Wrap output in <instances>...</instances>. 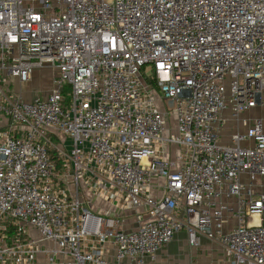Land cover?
Returning <instances> with one entry per match:
<instances>
[{
	"label": "built area",
	"instance_id": "1",
	"mask_svg": "<svg viewBox=\"0 0 264 264\" xmlns=\"http://www.w3.org/2000/svg\"><path fill=\"white\" fill-rule=\"evenodd\" d=\"M43 67L46 97L7 90ZM263 95L264 0H0V264H148L181 231L264 264Z\"/></svg>",
	"mask_w": 264,
	"mask_h": 264
},
{
	"label": "crops",
	"instance_id": "2",
	"mask_svg": "<svg viewBox=\"0 0 264 264\" xmlns=\"http://www.w3.org/2000/svg\"><path fill=\"white\" fill-rule=\"evenodd\" d=\"M33 79V77H32ZM31 81L27 82L30 83ZM26 84V83H25ZM24 85V84H23ZM22 86V85H19ZM16 93V92H15ZM34 97L28 96L26 101H29L33 99ZM262 104L258 105L256 108L244 112L241 115H245L251 111H255L259 106L263 105L264 103V95L262 99ZM223 116L229 120L228 126L224 130L223 134L228 135L231 132L233 124H230V112L225 111L223 112ZM233 122V121H232ZM243 127L240 126V131H243ZM246 176H242V180H245ZM261 178H256L255 181L258 183V180L260 181ZM262 183V182H261ZM260 183V184H261ZM264 185V183H262ZM163 185V180L161 178L155 177L152 179V188L151 192L155 197H160V187ZM261 188L257 187L256 192H258ZM84 199V205L91 208V211L95 214H105V213H113V208L110 207V205L102 200L101 198H90V196L85 193L83 194ZM221 200L228 205L232 206L235 202V199L233 197L227 198L226 196H223ZM127 224H129L130 227L134 224V221L132 218H129L127 221ZM236 224V220L231 219L229 223L225 226L226 230L231 229ZM204 241V246L201 245V242ZM179 246H178V245ZM173 246H178L177 249L173 250ZM221 246L214 242L208 240L204 236H200V244L198 248H192L188 246L186 242V234L181 231L177 233L172 241L167 245L161 248L157 254L156 258L153 261L147 260L148 264H229L228 262L224 261L223 255H222V248Z\"/></svg>",
	"mask_w": 264,
	"mask_h": 264
},
{
	"label": "rangeland",
	"instance_id": "3",
	"mask_svg": "<svg viewBox=\"0 0 264 264\" xmlns=\"http://www.w3.org/2000/svg\"><path fill=\"white\" fill-rule=\"evenodd\" d=\"M151 73H152L151 69L147 67L146 74L149 76L151 75ZM54 75H55V69L49 68V67H43V68L35 70L33 74L32 82L19 86V84L16 81L10 80L6 88L11 93L14 91L17 94H19L22 100H26L28 96H31V95L32 97H36V98H44L48 95V93L53 87L52 79ZM155 101H156V105L159 108V110L163 114H165L166 133L173 132L175 122L171 114V111H172L171 106L168 104L167 101H161L158 97H155ZM240 118L241 120L242 119L254 120L256 118H259L264 121V103L263 105L259 106V108H257L255 111H251L245 115H241ZM230 124L235 125V123L232 121H230ZM261 182L264 183V178H261L260 181L258 180L257 185L259 186ZM66 184L70 192L73 195L75 193V189L71 181L69 180V184L68 183ZM32 236L36 238L35 232L32 234ZM201 245L204 246V241L201 242ZM178 246H173V250L177 249Z\"/></svg>",
	"mask_w": 264,
	"mask_h": 264
},
{
	"label": "trees",
	"instance_id": "4",
	"mask_svg": "<svg viewBox=\"0 0 264 264\" xmlns=\"http://www.w3.org/2000/svg\"><path fill=\"white\" fill-rule=\"evenodd\" d=\"M56 165H57V167H59L60 166V163L58 161H56Z\"/></svg>",
	"mask_w": 264,
	"mask_h": 264
},
{
	"label": "bare ground",
	"instance_id": "5",
	"mask_svg": "<svg viewBox=\"0 0 264 264\" xmlns=\"http://www.w3.org/2000/svg\"><path fill=\"white\" fill-rule=\"evenodd\" d=\"M258 219V217L257 216H254V220H257Z\"/></svg>",
	"mask_w": 264,
	"mask_h": 264
}]
</instances>
